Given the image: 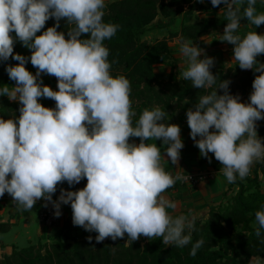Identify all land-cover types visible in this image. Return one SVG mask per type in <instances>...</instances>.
<instances>
[{
    "label": "clouds",
    "instance_id": "1",
    "mask_svg": "<svg viewBox=\"0 0 264 264\" xmlns=\"http://www.w3.org/2000/svg\"><path fill=\"white\" fill-rule=\"evenodd\" d=\"M210 3L224 5L227 23L220 40L234 46L233 60L241 70L259 73L248 102L241 103L239 95L229 93L230 81L217 82L210 71L214 59H199L203 49L178 37L186 61L178 79L196 89H213L186 111L189 136L201 157L209 159L211 153L220 163L219 172L231 184L245 178L254 162L264 160V138L258 137L256 124L264 119V63L256 59L264 54V34H236L243 19L255 27L264 24V13L254 7L257 0H246L242 13L234 6L245 0ZM104 8V0H0V62H18L5 64L15 86L0 87V96L19 104L18 117L0 118V197L7 193L22 212L43 199L52 204L57 218L61 205H69L72 224L97 233V243L127 234L128 241L162 237L164 245L183 248L191 243L195 217L173 218L166 210L177 204L161 194L189 177H172L160 166L161 147L177 165L184 146L180 128L165 122L167 114L159 106L144 109L132 125L130 83L110 75L109 51L103 44L119 26L103 21ZM50 18L53 26L37 35ZM62 20L72 26L67 39L57 31ZM16 42L30 56L15 54ZM29 62L35 75L26 70ZM42 74L56 78L57 91L43 85ZM40 98L53 100L55 107H43ZM130 137L139 138V144L130 143ZM149 140H160L161 147ZM85 178L82 189L61 188L53 201L58 184L72 187ZM255 223L254 235L264 244V204L255 212ZM203 244V239L192 243L189 256ZM248 264H264V259L253 256Z\"/></svg>",
    "mask_w": 264,
    "mask_h": 264
},
{
    "label": "trees",
    "instance_id": "2",
    "mask_svg": "<svg viewBox=\"0 0 264 264\" xmlns=\"http://www.w3.org/2000/svg\"><path fill=\"white\" fill-rule=\"evenodd\" d=\"M223 7V4L213 7L210 0H204L203 3H198L197 0H114L105 3L103 21L119 26L116 34L103 42L109 51L107 57L110 64L109 73L114 78L123 76L130 83V111L135 113L130 117L133 126L144 109H151L154 106H159L165 111L167 114L165 122L168 124L174 122L175 103L183 104L184 113L177 117V123L182 124L186 122V111L193 107L197 98L213 90L196 89L191 86L190 81L178 79L179 73L185 68H179L169 40L182 36L195 44L211 32H223L227 23L224 11L221 10ZM234 7H239L242 13L247 7L246 0L245 3ZM254 7L258 12L264 13V3H261V0H257ZM200 14L204 17H200ZM158 16L166 19V22L155 23ZM179 17L182 18L179 30L170 33L168 38L154 43L143 40L149 32L166 30ZM240 23L238 34L242 33L243 28L258 33L263 26L261 24L255 27L247 23L246 19ZM53 24L54 20L50 18L37 35L42 34ZM71 27L62 20L57 31L64 32L67 39V31ZM12 35L14 36V33ZM81 38H87V35ZM13 51L26 57L31 54L19 42L14 43ZM256 59L264 63V54L257 56ZM17 63L11 58L7 62H0V87L15 86V82L9 80L4 67L5 64ZM25 67L35 75L36 69L30 62ZM156 67L162 70L169 68V73L155 72ZM210 71L217 76V82L230 81L229 93L239 97L251 93L252 81L255 75H259L251 69L241 70L236 62L229 67L213 66ZM42 81L45 86L57 83L55 77ZM217 94H223L222 90L218 89ZM38 102L43 107H55V102L51 99L40 98ZM18 107V102L3 101L0 104V118L7 120L18 117ZM262 120L261 127L257 128L260 138H264V119ZM129 142L139 144L140 140L130 137ZM146 143H156L158 148L161 147L160 140H149ZM205 160L207 159H202L200 164L203 165ZM171 168L166 167L164 171L171 172ZM263 181L264 163L254 162L245 178H237L234 183L228 184L223 201L210 209L207 218L196 220L191 243L183 248L164 245L162 237H155L147 242L145 239L127 242L117 238L115 241L97 243L94 239L89 242L88 239L72 235L71 231H63L55 233L47 243L39 241L23 248L14 247L10 255L0 258V264H248L253 256L264 259V244L259 243L254 235L255 212L264 204ZM186 188L196 187H187L175 182L164 192ZM9 230L10 224H0V234ZM199 239H203L204 244L194 257L189 256L192 243Z\"/></svg>",
    "mask_w": 264,
    "mask_h": 264
},
{
    "label": "crops",
    "instance_id": "3",
    "mask_svg": "<svg viewBox=\"0 0 264 264\" xmlns=\"http://www.w3.org/2000/svg\"><path fill=\"white\" fill-rule=\"evenodd\" d=\"M181 124V123H180ZM175 125V124H174ZM181 125L187 126V123L184 122ZM190 129L187 126V131L184 130L180 134L183 148L180 150V158L177 162V165H172L166 155L164 154V149H160L162 157L160 160V166L163 170L166 167H172L171 173L176 174L180 172H199L205 171L209 168L219 169L221 167L220 163L213 158L210 154L209 159L205 160L204 164L201 165L200 161L204 159L199 155V150L195 149L193 145L194 141L189 137ZM197 139H199L197 137ZM133 143V142H132ZM135 143V142H134ZM86 181L82 179L78 184ZM76 184V185H78ZM228 184L223 175H219L217 179L208 181L206 183L200 184L194 189L186 188L183 190H170L164 192L163 195L169 201H173L177 204L175 209H167L166 211L173 217L184 215L189 217L191 214L192 217H195V220L206 219L207 215L211 208L218 206L223 201V194L228 189ZM76 185L69 187L66 182L60 183L57 185V191L52 194L53 199H57L60 194V189L63 188L65 191H70ZM8 194L5 193L3 197H0V224H10V230L13 225L21 224V228L25 231L26 236L28 237V242L31 244V226L29 221L32 220L31 212H22L17 209V207L12 203V199H8ZM38 208V215L40 211V200L34 205ZM61 211L63 213V219L60 224L53 228H44L38 220V215L36 216L37 228L34 233L38 235L39 241L42 243H47L57 232L71 231L72 235L79 236L84 239H88L89 236L95 240L97 233L95 232H86L83 228L79 226H74L72 224V212L69 205H61ZM40 224V225H39ZM45 230H44V229ZM9 230V231H10ZM8 231V232H9ZM7 232V233H8ZM6 234V233H4ZM15 237H18L16 233ZM155 238V237H153ZM128 241L127 235H124L122 238ZM145 239V242L151 240L147 237L140 236L137 240ZM111 240L110 238H105L103 241ZM14 247H18L15 244L5 245L0 243V258L4 255H10ZM19 248V247H18Z\"/></svg>",
    "mask_w": 264,
    "mask_h": 264
},
{
    "label": "rangeland",
    "instance_id": "4",
    "mask_svg": "<svg viewBox=\"0 0 264 264\" xmlns=\"http://www.w3.org/2000/svg\"><path fill=\"white\" fill-rule=\"evenodd\" d=\"M112 1H114V0H104L105 3L112 2ZM200 17H204V15L200 14ZM158 22L164 23V22H166V19H163L161 16H158L155 23H158ZM181 22H182V18L179 17L175 20V23L172 26H169V28H167L166 30H157V31L149 32L147 35H145L143 37V40L146 41L147 43H154L155 41L161 40L163 38H168L170 33H174V32L179 30ZM241 30H242L241 31L242 33H240V34L237 33V35H240L241 37L246 35L248 32H254L252 29H249V28H245V29L243 28ZM222 34H223L222 31L211 32V34L203 36L202 38L199 39V41L197 43H195L196 46L203 49L202 55L200 57H198L199 59H203L204 56L213 58L214 59V65L213 66H215V67H219L220 65H224V67H229L235 63V61L233 60V51H232L234 46L231 44H227L225 42H222L220 40V37ZM257 34L258 35L264 34V24H263L262 28L259 29V32ZM169 45L172 49L174 58L178 62L179 68H186L185 58L179 52L178 38L170 39ZM164 71H165V74L169 73V68H167L165 70H162V68H158V67L155 68V72H159V73L163 72L164 73ZM52 77H54V76L42 74L40 79L45 80V79H49ZM56 84L48 86V87H50L53 91H57L58 89L56 87ZM248 96L240 97L239 102L247 103L248 102ZM3 101H10V100L6 97L4 98V97L0 96V104H2ZM13 102H17V101H13ZM173 113H174L173 114L174 115V118H173L174 122L171 121L170 124L177 125L180 128V134L182 133L183 130L186 132L187 126H184V125H181L180 123H177V117L179 115H183V113H184L183 104L175 103L174 108H173ZM262 123H263V120L257 121L256 122L257 128L261 127ZM210 131H211V129H210ZM195 149H198V148H195ZM181 152H182V150H181ZM210 154L211 153L208 154V157L210 156ZM166 158H167V156H166ZM207 170L210 172L215 171L212 168H209ZM180 173H182V172H180ZM219 175L218 174L215 175L213 180L217 179ZM260 178H262L261 175H260ZM206 182H208V181H206ZM206 182H204V183H206ZM262 189L264 192V181L262 183ZM37 210H38V208L36 206H33V208L30 211L31 215H32V220L29 221L30 226H31V230H32V232H31V239H32L31 244H36L37 242H39L38 235H36V233H34L36 228H37V224L35 222L36 216L38 215ZM42 227H44V226L42 225ZM16 233L18 234V237H15ZM125 235H127V234H125ZM0 243L5 244V245L15 244L19 248L26 247L30 244V242H28V237L26 236L25 231L23 230V228H21V224L13 225L12 229L6 234H0Z\"/></svg>",
    "mask_w": 264,
    "mask_h": 264
},
{
    "label": "built area",
    "instance_id": "5",
    "mask_svg": "<svg viewBox=\"0 0 264 264\" xmlns=\"http://www.w3.org/2000/svg\"><path fill=\"white\" fill-rule=\"evenodd\" d=\"M259 162L264 163V160H261ZM167 173L172 177H176V176L187 177L188 176L189 180L188 179L176 180V182H179L181 185H185L187 187H198L200 184L206 181H212L215 175L222 174L221 172H219V170H215L214 172H210L206 170V171H199V172H182V173H176V174H173L171 172H167ZM85 185L86 183H80L76 185L75 187H73L70 191L80 190ZM8 199H12V198L8 196L7 200ZM53 201H55V199H53ZM45 204H47V207L43 206ZM53 213H54V210H53L52 204L41 199L40 200V211L38 215L40 224L46 228H53L59 225L64 215L61 211V215L57 218L54 216Z\"/></svg>",
    "mask_w": 264,
    "mask_h": 264
},
{
    "label": "water",
    "instance_id": "6",
    "mask_svg": "<svg viewBox=\"0 0 264 264\" xmlns=\"http://www.w3.org/2000/svg\"><path fill=\"white\" fill-rule=\"evenodd\" d=\"M144 245V244H143Z\"/></svg>",
    "mask_w": 264,
    "mask_h": 264
}]
</instances>
